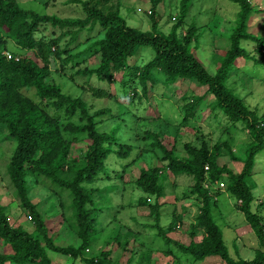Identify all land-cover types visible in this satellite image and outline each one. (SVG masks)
<instances>
[{
    "label": "trees",
    "instance_id": "1",
    "mask_svg": "<svg viewBox=\"0 0 264 264\" xmlns=\"http://www.w3.org/2000/svg\"><path fill=\"white\" fill-rule=\"evenodd\" d=\"M75 1L81 4L83 17L60 18L54 14L25 9L18 0H0V129L16 144L8 163V174L14 192L34 225L32 231L11 225L6 207L0 204V244L10 247V251H0V264H53L47 250L80 258L84 264H118L111 260V249L102 248L91 257L85 255L92 243L96 222L106 209L98 205L99 201H94L92 196L95 190L85 183L103 171L109 153L124 158L129 155L132 146L97 129L98 118L107 112L106 109L92 111L83 96H72L64 92L59 84L48 79L51 74L50 65L58 67L57 62L62 67L78 66V75L108 82L114 80V73L127 70L133 78H139L144 91L146 82L154 77L153 72L156 70L163 74L165 83L187 79L206 86V91L214 97V108L222 110L232 124L240 122L242 129L247 130L251 137L244 151L245 157L240 160L243 169L234 173L227 165L218 164L221 147H229L225 142L211 149L205 143L197 146L191 141L177 147L176 139L168 143L159 134L147 133L141 138H151V147L159 150L160 160L166 163L164 169L155 165L141 169L135 180L136 186L158 198L163 189L159 179L164 177V172L192 177L189 194L197 195L201 204L193 227L203 229L205 236L200 242L191 241L189 245L172 241L159 225L158 203L151 204L144 198L140 204L148 206L156 215L155 226L166 243L176 244L184 254L195 260L217 256L223 264H264V223L251 210L254 195L253 184L249 181L254 157L264 149V113L258 114L256 109L246 104L234 87L227 84L228 78L235 76L238 71L235 60L240 57L250 59L264 68V35L246 31L248 17L254 10L250 0H229L238 8L237 18L228 37L229 46L214 74L206 70L190 48L191 43L200 36L196 25L190 24L181 35L177 32L183 24L191 0H180L178 20L168 33L160 30L159 17L155 12V7L162 0H150L148 17L151 28L144 31L126 23L120 12L121 0ZM47 24L53 31L49 36L41 35V26ZM92 30H97V37H93L94 34L87 36L83 41H91L83 49H77L82 43L79 40L82 32L88 34ZM10 42L14 48L32 52L34 56H16L19 52L9 50ZM245 42L254 43L255 55L248 53L242 45ZM140 46L152 47L153 57L142 65H129L127 59ZM91 50L99 58L97 66L92 68L85 65L81 68V61L86 62L83 56ZM5 51L8 53L5 54ZM133 78H130L129 83L134 81ZM243 81L241 77L244 84ZM81 87L85 89L86 85ZM30 88L40 97L41 105L23 95L22 90ZM87 88L95 97L109 94L97 86L88 85ZM194 97V102L185 106L184 121L190 110H194L205 98L204 95ZM73 117H76L77 122L72 120ZM76 140L89 141L81 156L71 155V146ZM178 150L184 152V155L177 154ZM232 158L238 159L235 156ZM206 175L212 181H227L228 191L240 201L239 208L259 241V248L253 257L230 256L222 230L212 213L216 199L202 184ZM39 177L54 187L69 190V206L64 208L62 201L59 206L64 220H74L66 224L65 231H71L79 241L77 245L55 244V236L49 233L45 216L29 196L31 187L28 182L32 179L30 182L36 183ZM64 209L69 211V219ZM172 229L171 226L169 231ZM126 264H131L130 260Z\"/></svg>",
    "mask_w": 264,
    "mask_h": 264
},
{
    "label": "rangeland",
    "instance_id": "2",
    "mask_svg": "<svg viewBox=\"0 0 264 264\" xmlns=\"http://www.w3.org/2000/svg\"><path fill=\"white\" fill-rule=\"evenodd\" d=\"M25 9H31L41 14H54L60 18L83 17L84 12L79 1L75 0H18ZM254 10L248 17L247 29L249 33L264 35V0H250ZM121 15L126 23L132 27L149 30L151 23L148 17L151 9L150 0H121ZM180 0H162L156 7L159 17V28L168 33L171 26L178 20ZM238 8L229 0H191V4L183 20L178 34H182L190 24L194 23L200 36L190 45L210 74H214L220 65L221 58L229 46L230 33L235 26ZM49 24L41 26L40 33L49 36L52 32ZM97 37V30L90 33L82 32V40L77 49H83L88 42L83 41L87 36ZM92 39V37L90 38ZM249 54L255 55L254 43L242 44ZM16 48V49H15ZM9 43V50L19 52L16 56H34L32 52H24ZM8 51H5L7 54ZM154 55L150 46H140L127 59L129 65H142ZM259 57V55H256ZM83 57L85 61L79 64L95 67L99 62L93 50ZM83 57L79 58L82 59ZM38 61V60H37ZM51 67L50 81L59 84L64 92L72 96H83L92 107V111L106 109L100 116L97 129L111 134L116 140L132 146L129 155L124 158L109 153L104 161V169L92 181L85 183L94 189L93 199L98 205L106 207L98 218L92 235V243L85 255L95 256L103 249H111V260L118 264H223L217 256H207L202 260H195L184 254L176 244H167L159 235L155 226V216L148 206L140 204L146 198L151 204L158 203L160 211L159 225L166 231V237L181 245L200 242L205 236L203 229H194L199 214L200 201L197 195H190L193 180L190 176H174L171 172L163 173L159 179L162 184V195L143 192L135 183L141 169L152 165L164 169L165 163L160 160L161 153L151 147V138H141L147 133L161 135V139L172 143L176 139V146L186 141L200 146L205 143L211 149L218 143H227L221 147L218 164L227 165L234 173L243 169L246 145L251 141L247 130L242 129L240 122L232 124L222 110L215 109L214 97L206 91L207 87L187 79H178L173 83H165L164 76L158 70L153 72L151 80L145 85L146 91L139 78H133L128 71L114 73V80H98L96 77H84L76 74L78 66L62 67L57 62ZM238 71L235 76L228 78L227 84L234 87L236 92L244 98L246 104L256 109L258 114L264 113V68L250 59L235 60ZM58 69V71H57ZM244 79V84L241 82ZM130 78L134 81L130 82ZM87 82V83H86ZM85 86L83 89L81 86ZM88 85L97 86L109 92V96L95 97ZM134 91V92H133ZM23 95L41 105L40 97L33 88L23 89ZM204 95L194 110L184 121L185 106L194 102V96ZM52 111L51 108L49 109ZM72 120L77 122L76 117ZM65 119H63V122ZM71 138V137H70ZM89 141L76 140L71 146L72 156H81ZM15 142L6 137V132L0 129V204L6 207L8 221L13 226H21L32 231L34 225L29 220L27 211L21 205L20 199L13 190L9 174L8 163L15 148ZM230 148V150H228ZM177 154L184 155L181 150ZM238 159L235 160L232 157ZM252 174L249 181L253 184L254 199L251 210L256 212L264 223V149L254 157ZM32 181V179H30ZM28 182L30 199L36 203L46 219L49 233L55 236V244L77 245L79 241L73 237L71 231H65L66 224L61 215L59 203L64 208L70 204L69 190L54 187L38 178V182ZM50 183V182H49ZM220 183L223 185L220 186ZM208 189L216 204L212 209L215 222L222 230L223 239L230 256L233 258L253 257L259 241L249 223L239 208L240 201L228 191V182L224 180H210L206 175L202 182ZM214 195V196H213ZM65 210V209H64ZM70 210V209H69ZM69 219V211L65 210ZM64 220V221H63ZM67 224V225H68ZM173 227L169 231L170 227ZM194 235V236H193ZM0 251H10V247L0 244ZM53 264H84L80 258L47 250ZM241 252V253H239Z\"/></svg>",
    "mask_w": 264,
    "mask_h": 264
},
{
    "label": "built area",
    "instance_id": "3",
    "mask_svg": "<svg viewBox=\"0 0 264 264\" xmlns=\"http://www.w3.org/2000/svg\"><path fill=\"white\" fill-rule=\"evenodd\" d=\"M8 57H10V55H8ZM223 184L222 183H220V186H222Z\"/></svg>",
    "mask_w": 264,
    "mask_h": 264
},
{
    "label": "crops",
    "instance_id": "4",
    "mask_svg": "<svg viewBox=\"0 0 264 264\" xmlns=\"http://www.w3.org/2000/svg\"><path fill=\"white\" fill-rule=\"evenodd\" d=\"M239 253H241V252H239ZM239 257L241 258V255Z\"/></svg>",
    "mask_w": 264,
    "mask_h": 264
}]
</instances>
